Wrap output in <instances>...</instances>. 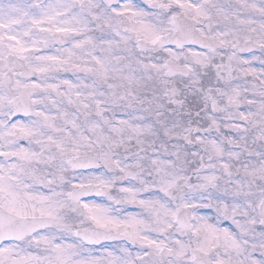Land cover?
I'll use <instances>...</instances> for the list:
<instances>
[{
    "label": "snow or ice",
    "instance_id": "1",
    "mask_svg": "<svg viewBox=\"0 0 264 264\" xmlns=\"http://www.w3.org/2000/svg\"><path fill=\"white\" fill-rule=\"evenodd\" d=\"M0 264H264V0H0Z\"/></svg>",
    "mask_w": 264,
    "mask_h": 264
}]
</instances>
